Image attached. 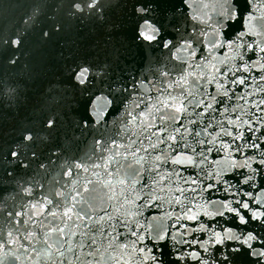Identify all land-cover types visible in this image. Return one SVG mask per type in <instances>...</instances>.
I'll use <instances>...</instances> for the list:
<instances>
[{
	"label": "water",
	"instance_id": "water-1",
	"mask_svg": "<svg viewBox=\"0 0 264 264\" xmlns=\"http://www.w3.org/2000/svg\"><path fill=\"white\" fill-rule=\"evenodd\" d=\"M230 8L232 13L226 15ZM136 19L133 0H129L101 83L77 140L48 197L54 203H45L11 264H53V261L55 264H85L86 260H92L95 264H153L152 261L143 260L144 255H154L160 264H169L176 259L177 249L181 250L182 256L196 250L201 253V259L207 260L217 247L223 253L230 252L233 248L240 249L235 264H255L257 258L245 254L246 250L250 252L251 249L247 245L242 246L240 240L251 232L257 236L256 240L249 242L252 247L260 249L264 244V216L254 219L251 215L253 211L264 213V175L258 173L251 183H241L251 174V168L257 167V161L261 158L256 155L257 150L244 147L254 137L248 135L250 129L243 121L251 116L260 119L264 115L251 103L264 98V93L256 92L258 86L264 87V82L259 79L264 75V69L259 66L249 67L248 72L243 73L241 64L251 65L253 61L257 65L264 64V53L251 52L245 47L248 43H253L264 48V0H169V5L165 8V21L170 35L165 39L176 42L171 50L164 49L155 41L149 46V42L138 40ZM225 33L228 39L236 37L237 33L244 34L235 38L232 46H228ZM188 37H192L193 41H200L199 44H193V50L199 53L196 56H190L183 50L181 38ZM218 41L221 42L220 46L213 47ZM238 52L243 55V61L237 55ZM249 56L251 60L248 59ZM205 60L208 61L207 68L203 67ZM225 60V64L220 63ZM212 65L217 69L224 68L228 73L229 82L225 84V89L229 91L231 101L214 112L205 113L203 119H197L193 115V104L188 106L186 113L181 114L183 120L162 122L161 116L172 113L163 108L157 111L160 106L155 103L156 98L163 99L168 95L179 97L182 91L189 99L191 97L188 94L195 92L197 100L202 98L200 93L203 92L216 95L215 81L205 83ZM185 72L193 73L187 77L188 84L180 80ZM201 72L205 75L201 76ZM161 73L164 75L161 76ZM241 74L247 78V87L235 91L240 86L232 85L231 79ZM224 79L223 75H217V81L224 83ZM235 97H244L248 103ZM135 105H140L139 109ZM224 108L228 109L227 113L223 111ZM233 108L236 110L233 111ZM129 112L137 117L135 121L127 115ZM140 112H144L145 116L141 117ZM238 116L242 125L238 131L243 134V138L233 141L231 137L220 134L219 125L215 122L228 128L227 121L235 120ZM152 117L156 119L153 120ZM194 119L197 120L195 128L187 123ZM181 123L188 129L187 134L183 129L180 133L173 131V125L179 126ZM209 123H213L214 127L208 128ZM149 124L152 125L151 128L148 127ZM202 128H208L211 135L204 136L201 133L196 137L195 132ZM261 134L256 131L257 137ZM168 135L178 137V147L167 141ZM214 136V143L200 145L194 142H211ZM158 140L165 143L158 144L157 149L149 148V144H157ZM94 141H100V145H96ZM221 142L229 147L220 148ZM257 143L264 144V140H257ZM207 147H212L213 152H206ZM236 148L239 151H235ZM217 149L219 155H216ZM126 152L135 153V158L126 155ZM201 152L206 160L201 157ZM156 155H163L166 160L156 161ZM173 156L177 159L191 157L193 163L175 164L172 162ZM246 156L254 157L248 162L250 167L244 166ZM134 159L140 163L136 164ZM76 163H80L82 167H72ZM97 164L100 167L94 168L93 165ZM155 164L160 165L157 171L164 177L163 180L155 171L140 172L141 168H154ZM127 165L132 167L128 168ZM70 167L71 176H64L63 173ZM136 172H140V175L136 176ZM217 173L220 179L216 178ZM121 179L125 181L124 184L118 182ZM133 179L135 184L132 183ZM152 179L157 183H152ZM191 180H196L197 183L192 184ZM87 181H91V191L84 194L82 189ZM145 184L148 185L147 188ZM209 184L216 188L210 189ZM252 184L256 187L253 188ZM229 185V191H223ZM56 192L65 194L67 202L75 205V212H80L89 205L101 207V201L109 215L120 207L115 217L106 222L115 227V233L93 231L92 221H80L75 215L71 218L65 216V196L57 197ZM77 192L88 201L87 205L80 202L81 196L75 195ZM245 193H251V196ZM126 200L132 203L126 204ZM223 200L229 201L232 207L249 202L250 210L240 209V214L245 215L244 224L240 223L239 217L233 219L234 214L221 205L209 203ZM205 211H223L224 215L206 216ZM52 212L57 215H50ZM185 214H196L197 219L187 220ZM88 215L92 216L93 212L89 211ZM99 215L103 213L93 216V220L98 219ZM201 224L205 226L204 231L198 230ZM49 229L52 231L49 232ZM225 229H230L231 232L225 233ZM60 230L63 231V236ZM133 232L137 235L133 236ZM213 232H219L223 242L219 245L208 243L206 246L209 252L205 253L200 244L216 239ZM229 234L240 237V240L226 239L225 236ZM158 235H163L165 239H157ZM93 238L97 241L95 246L91 245ZM191 241L197 243L193 244ZM47 244H52L53 249L63 255L57 256L53 250H49L50 256L43 255ZM81 244L84 245L83 248L80 247ZM120 244H126L127 247L121 248ZM134 248L143 249V252L134 251ZM88 252H95V256L87 257L85 254ZM160 253H167L166 258L161 257ZM179 264H185V261L180 260ZM187 264L196 262L189 259ZM259 264H264V259Z\"/></svg>",
	"mask_w": 264,
	"mask_h": 264
},
{
	"label": "snow or ice",
	"instance_id": "snow-or-ice-1",
	"mask_svg": "<svg viewBox=\"0 0 264 264\" xmlns=\"http://www.w3.org/2000/svg\"><path fill=\"white\" fill-rule=\"evenodd\" d=\"M168 5H169V0H133V8H134V11H135V14L137 17V19H136V36H137L138 40H141L142 42L143 41L149 42V46L151 45V42L155 41L158 45H162V47L164 49H168V50H171V48L176 46L175 41H173L171 39H165L166 36L170 35V33L168 32V29H167L166 21H165V8ZM171 6L174 7V5H171ZM71 7L73 9H75L76 12H81L82 9L86 8L90 13H93V12H96L100 6L98 5L97 0H90V2H89V0H72ZM237 11H239V9H237ZM231 13H232V9L230 8L228 10V13H226V15H230ZM243 34L244 33H237L236 37H234L232 39H228L227 33H225V39L227 40V45L232 46L234 44L235 38H238L239 36H242ZM45 35H47V33H45ZM3 43L6 45L11 44L12 46H16L17 44L20 43V41L17 39H12L10 41L5 40V41H3ZM181 43L183 44V50L187 51L190 54V56H196L199 54L193 50V44L194 43L199 44L200 41H198V40L193 41L192 37H188L187 39L181 38ZM220 43L221 42L218 41L217 45H214L213 47L220 46ZM237 47H239V46H237ZM245 47H246V49H248L251 52H262V53H264V48H261L257 45H254L253 43H248L247 45H245ZM202 50H203V48H201V51ZM237 55L240 56L241 61H243V59H244L243 55L240 54L239 52L237 53ZM173 57H175V53H173ZM201 58L204 59L203 56ZM248 59L251 60V56H249ZM220 63L225 64L226 60L220 61ZM208 66H209L208 61L205 60L203 67L207 68ZM257 66H259L261 69H264V64L257 65V62H255V61H253L251 63V65L242 63L241 69H242L243 73H246V72H248L249 67H257ZM77 67H78L79 71L75 72L74 76L81 84H83L85 82L86 78L91 74L92 65H87L84 67H80L78 65ZM211 67H212V70L207 73L208 80L205 81V83H212L215 81V88L217 90L216 95H212V94L203 92V93H200V96L202 98H199L197 100L195 92H191L188 94V96L191 97V99H189L188 97H186L184 95V93L182 91L181 95L179 97L168 95V96H165L163 99L156 98L155 103L160 106L159 108H157V111H159L160 108H163L166 111L170 110L172 113L169 116H161L160 119L162 122H166V121L175 122V121L183 120L184 117L181 114L186 113L188 111V106L193 105V104H195L193 115L196 116L197 119H203L205 113H208L210 111L214 112L217 109H219L222 105H224L225 103H229L231 101V98H229V91L225 89V84L229 82L228 81V73L225 72L224 68L217 69L215 65H212ZM163 75H164V73H161V76H163ZM192 75H193V73H191V72H185L180 76V80L183 81L184 84H188L187 77L192 76ZM200 75L203 76V75H205V73L201 72ZM217 75H223L225 77L224 83L217 81ZM259 79L262 82H264V75L260 76ZM141 84H143V81H141ZM231 84L236 85V86H240V87H237L235 89V91H240L242 87H247V78H246V76H244L242 74L237 75L235 77H232ZM133 88H135V85H133ZM256 92L264 93V87L258 86L256 88ZM218 96L220 97L219 100L217 99ZM226 98H228V99H226ZM235 98L240 99V100H244L245 104L248 103V101L244 97H235ZM180 101H184V102L181 103ZM142 103H143V101H142ZM251 103H252V106L255 107L258 111H260L261 113H264V107H261V106H264V98H261L258 101L253 100ZM214 105H215V107H214ZM135 107L137 109H139L140 105H135ZM195 109H203V111L202 112L196 111ZM235 110L236 109L233 108V111H235ZM223 111L225 113H227L228 109L224 108ZM127 115L131 118L132 121H135L137 119V117L135 115H133L131 112L127 113ZM139 115L141 117H144L145 113L140 112ZM152 119L154 120V119H156V117H152ZM187 123L192 125L193 128H195L197 125V120H195V119L194 120H188ZM47 124H48V126H52L54 124V121L52 119H49L47 121ZM215 124L219 125V132L221 135L226 136V137H231L233 141H238V140H241L243 138V134L239 133V131H238L242 126L239 116L235 120L229 119L227 121V124L229 125L228 128H225L223 125L219 124V122H215ZM243 124L247 125L250 129L248 135L254 137V139L251 141V143L249 144L248 142H246L244 144V147H251V149L257 150L256 155H259L261 157L257 161V167L251 168V174L248 175L247 177H245V179L243 181H241V183H251L258 173L261 175H264V144L257 143V140H264V115H262L260 117V119H257L255 116H251L249 119L244 120ZM148 127L151 128L152 125L149 124ZM213 127H214V124L209 123L208 128H213ZM208 128H202V129H200V131L195 132V136L199 137L201 135V133H203L204 136L211 135V132L208 131ZM181 129H183L184 133L187 134L188 129L185 127V125L183 123H181L179 126L173 125V131L175 133H180ZM253 129H255V130H253ZM162 130H166V129H162ZM256 131H260L262 134L257 137ZM23 138L25 141H28L31 139V135L30 134L25 135ZM167 141H170L173 146H176V147L179 146L178 137L176 135H168ZM215 141H216V137L214 136L213 140L211 142H206L205 140H195L194 142L198 143L200 145H205L206 143H214ZM94 143L96 145H100V141H94ZM162 143H165V141L158 140L157 144H149V148L157 149L158 144H162ZM113 144H115V141H113ZM228 147H229L228 144L221 142L220 148L227 149ZM234 150L239 151V148H236ZM137 151H140V149H137ZM205 151L208 153H212L213 148L207 147L205 149ZM11 155L13 157H16L18 155V153L16 151H12ZM34 155H35V153H34ZM117 155H119L118 152H117ZM126 155H131L133 158H135V153H127L126 152ZM200 155L204 160L207 159L206 156H204L203 152H201ZM216 155H219V149H217ZM154 159L156 161L166 160V157L163 155H156ZM252 159H254L253 156H246L244 166L250 167V164L248 162L251 161ZM134 162L136 164L140 163V161L135 160V159H134ZM172 162L175 164H188V165H191L193 163L191 157H186L184 159H177L176 156L172 157ZM40 166L44 167V165H40ZM72 167H75L76 169H80L82 167V165L80 163H76ZM72 167H70L68 171L64 172L63 175L66 177L71 176ZM93 167L99 168L100 165L99 164L93 165ZM127 167L131 168L132 166L127 165ZM159 167H160L159 164H155L154 168H151V169L141 168L140 172H143L145 170H147L149 172L155 171V174L157 176H159V178L161 180H163L164 177L160 176L159 172L157 171L159 169ZM84 171H87V168H84ZM140 172H136L135 175L139 176ZM108 175L110 176L111 173H108ZM208 175H211V173H208ZM216 178L220 179L219 173L216 174ZM118 182L120 184H124L125 181L123 179H121ZM132 183L135 184L136 181L133 179ZM152 183H157V181L155 179H152ZM191 183L196 184L197 181L191 180ZM90 184H91V181L85 182L83 189H82V192L84 194H87L89 191H91ZM147 187H148V185L145 184V188H147ZM208 187L210 189L216 188V186L212 185V184H209ZM230 187H231V185H229L228 188H224L223 191L228 192ZM252 187L255 188L256 185L252 184ZM24 191L27 192L29 190L24 189ZM245 194L251 196V193H245ZM55 195L57 197L65 196V194L63 192H56ZM75 195L81 196V201H80L81 203H84L86 205L88 204V201L84 200L83 195L80 192H77ZM138 198L139 197H137V199ZM152 198L156 199L155 196H153ZM109 199H111V197H109ZM45 201L49 205L54 203V201L49 200L47 197H45ZM177 202H179L178 197H177ZM125 203L131 204L132 201L126 200ZM209 203L221 205L223 207V209L227 210L229 213L234 214L233 219H235L236 217H239V221L241 224H244L246 222L245 215L240 214V209H249V202L240 203L237 205V207L230 206V202L227 200L210 201ZM41 207L43 208V206H41ZM57 207L59 208V205H57ZM63 207H64V213L63 214L65 216H68L69 218H71L72 215H75L76 218L80 221H84V220L92 221L93 225H94L93 231H99L100 233H107V232L111 231L112 233H115V227L111 224H107L106 222L115 217L116 212L120 211V207H117L116 212L109 215L105 211L106 206H104L103 201H101V207H93V206L89 205L86 208H82L80 210V212H75L74 211L75 205L74 204L70 205L67 202L66 196H65V204ZM89 211L93 212L92 216L88 215ZM99 213H103V215H99L98 219L93 220V216H95ZM217 214L220 216H223L224 212L223 211H221L219 213H210L207 211L204 212V215H206V216L217 215ZM14 215L20 216L21 213L16 212V213H14ZM50 215L55 216V215H57V213L52 212V213H50ZM129 215H131V213H129ZM251 215L254 219H260L261 216H264V213H259L258 211H253L251 213ZM185 219L194 221L197 219V215L196 214H185ZM84 227H87V225H84ZM204 229H205V226L203 224H201L199 226L198 230L204 231ZM51 231H52V229H49V232H51ZM224 231H225V233L231 232L230 229H225ZM60 234H61V236L64 235L62 230H60ZM80 234L82 236L85 235V233H80ZM73 235H75V233H73ZM132 235L136 236L137 234L135 232H133ZM213 236H215L216 239L200 244V247L203 248L205 253L209 252V249L206 246L208 243H215V244L219 245L223 242L220 239V233L219 232H213ZM225 238L226 239L240 240V237H238V236L234 237L230 234L226 235ZM157 239L164 240L165 237L163 235H158ZM256 239H257V236H255V235H253V233L249 232L243 238V240H240V243L242 246L247 245L248 248L251 249L250 252H248L246 250L245 254L256 257L257 259H256L255 264H259L260 260L264 259V250H262V249H264V244L261 245L260 249H257V248L252 247L251 244L249 243L250 241H253ZM45 242H47V241H45ZM96 243H97L96 239L93 238L91 245L95 246ZM191 243L195 244V243H197V241H191ZM72 247H75V245H72ZM80 247L83 248L84 245L81 244ZM119 247L126 248L127 245L126 244H120ZM49 250H53L55 252V255H57V256L63 255V253L59 252L58 250H54L52 244H47V248L43 250L42 254L45 256H50ZM134 251L143 252V249H135L134 248ZM180 251L181 250H179V249L176 250V259L170 261L169 264H179L180 260H184L185 264H187V261L189 259H191L192 261H195L196 264H235V259L240 254V249H238V248H233L230 252L223 253V252H221V249L219 247H217L213 251L211 258L205 260V259H201V253L196 251V250H192L190 253H187L186 255H183V256L180 255ZM217 254H219V255H217ZM37 255H41V253H37ZM85 255L87 257H94L95 252H88ZM160 256L166 258L167 253H160ZM78 259H80V257H78ZM143 260L152 261L153 264H160V262H158V258L154 255H144ZM53 264H55V261H53ZM85 264H95V262L92 260H86ZM250 264H251V262H250Z\"/></svg>",
	"mask_w": 264,
	"mask_h": 264
}]
</instances>
